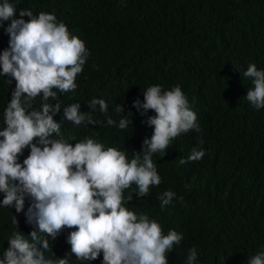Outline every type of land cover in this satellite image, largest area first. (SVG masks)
I'll return each instance as SVG.
<instances>
[{
	"label": "trees",
	"instance_id": "1",
	"mask_svg": "<svg viewBox=\"0 0 264 264\" xmlns=\"http://www.w3.org/2000/svg\"><path fill=\"white\" fill-rule=\"evenodd\" d=\"M8 2L16 8V19L24 9L34 16L54 15L84 42L88 53L75 79L76 89L65 93L53 89L57 99L48 100L53 107L60 104L53 117L60 132L53 139L63 137L74 147L91 138L105 150L124 151L130 162L143 150L144 140L151 139L154 129L147 121L156 115L151 110L141 115L143 109L138 111L133 102L143 103L148 87L158 85L166 91L180 86L201 131L182 133L163 152L152 155L161 183L150 186L148 195L138 197L135 184L123 193V206L129 211L155 220L164 235L169 230L182 234L180 243L165 253L168 264H187L193 248L194 264H248V259L264 252V108L257 110L245 99L254 85L243 75L250 64L264 70V0ZM10 23L0 21V54L9 47L5 29ZM15 87L10 75H0V131L6 128L4 112ZM93 98L106 101V114L98 105L89 107ZM41 101L42 93L28 111L38 109ZM72 103H79L80 112L97 124L69 122L63 109ZM119 105L124 108L121 115L132 121L125 130L118 128ZM107 117L116 125L107 126ZM33 143L43 147L38 139ZM193 148L205 151L204 157L180 165ZM29 155L30 148L23 149L18 162L23 164ZM165 191L175 197L162 209L159 196ZM3 199L0 193V259L9 247L5 241L14 221L25 224L29 242L35 230L34 223L23 222V211L2 206ZM42 251L54 264L58 259L103 264L102 252L96 260L84 261L55 247Z\"/></svg>",
	"mask_w": 264,
	"mask_h": 264
},
{
	"label": "clouds",
	"instance_id": "2",
	"mask_svg": "<svg viewBox=\"0 0 264 264\" xmlns=\"http://www.w3.org/2000/svg\"><path fill=\"white\" fill-rule=\"evenodd\" d=\"M15 13L8 0L0 4V21H11L5 29L10 39L8 49L0 54V75H10L16 82L4 112L6 128L0 131V193L4 194L2 206L23 211V222L34 223L35 230L29 242L25 224L14 221L0 264H54L42 251L51 252V247L84 261L96 260L102 252L103 264H168L165 253L180 243L182 234L169 230L164 235L155 220L129 211L123 206V193L135 184L138 197L148 195L150 186L161 183L152 155L163 152L182 133L201 131L180 86L166 91L158 85L148 87L144 102H133L138 111L143 109L141 115L150 110L156 115L147 121L154 129L151 139L144 140L143 150L130 162L124 151L105 150L91 138L74 147L63 137L53 139L60 132V124L53 118L60 112V104L53 107L48 100L57 99L53 89L61 93L76 89L75 79L83 71L88 53L84 42L54 15L34 16L24 9L16 19ZM25 16L30 18L27 22ZM243 75L254 85L245 99L257 110L264 108V70L250 64ZM41 93L40 107L29 112ZM97 105L102 113L108 112L104 99L93 98L89 107ZM115 112L121 115L123 106H115ZM63 114L76 126L97 124L89 114L80 112L79 103L65 107ZM131 123L122 116L118 128L125 130ZM115 125L107 117V126ZM34 139L43 147L34 144ZM25 148H30V155L20 164L18 156ZM204 155L205 151L193 148L179 164L198 161ZM174 197L172 191L163 192L161 208ZM196 259V249H190L187 264ZM56 264L69 261L58 259ZM248 264H264V252L248 259Z\"/></svg>",
	"mask_w": 264,
	"mask_h": 264
}]
</instances>
